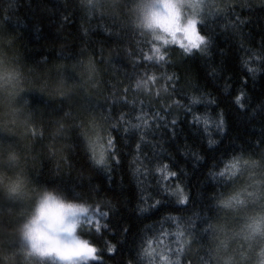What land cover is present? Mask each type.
<instances>
[{"label": "clouds", "instance_id": "clouds-1", "mask_svg": "<svg viewBox=\"0 0 264 264\" xmlns=\"http://www.w3.org/2000/svg\"><path fill=\"white\" fill-rule=\"evenodd\" d=\"M65 6L82 36L92 29L103 39L74 44L70 67L54 58L29 64L19 37L0 29V264H106L115 246L106 251L83 231L87 222L102 235L108 222L95 216L110 219L101 208L120 195L128 198L120 209L128 236L156 223L123 264H264V157L228 144L237 114L264 120V93L248 83L264 76V32L252 29L264 0ZM13 8V0H0L5 15ZM33 95L56 110L38 115ZM186 147L198 150L206 171L216 161L203 223L193 219L192 181L184 183ZM73 156L91 170L82 185L96 186L89 196L71 198L39 181L45 161L67 168ZM114 171L127 184L123 192L101 179ZM147 187L150 206L144 195L137 203V189Z\"/></svg>", "mask_w": 264, "mask_h": 264}, {"label": "trees", "instance_id": "trees-1", "mask_svg": "<svg viewBox=\"0 0 264 264\" xmlns=\"http://www.w3.org/2000/svg\"><path fill=\"white\" fill-rule=\"evenodd\" d=\"M13 2L15 8L10 10L7 15L0 9V29L19 37L20 51L29 64L44 67L48 65L49 59L54 58L57 63L60 61L69 62L70 67L74 55L72 47L74 44L93 47L103 43L101 37L91 34L92 29H89L87 36H82L77 29L72 27L74 21L69 15L72 9L65 6V0H13ZM67 2L70 5L72 0H67ZM252 29L253 34L264 32V13L257 15ZM69 78H71V73H69ZM248 83L253 93H264V76L255 82L249 77ZM32 100L33 104L38 106L36 108L38 115H50L56 110V102H50L36 95H33ZM234 127L235 130L230 133L228 138V144L232 146L233 152L251 153L254 156L264 157V120L240 113L235 117ZM185 155L189 159L191 167L181 165L185 172L184 183L192 181L195 189L194 199L199 201V207L195 209V213L198 215H194L193 219L203 223L205 212L212 211L209 193L214 190V178L211 175V170H215L216 161H212L209 165L210 170L206 171L201 168V162L197 159L198 150H190L186 147ZM223 158L221 154L219 159L223 160ZM72 160V165L67 168L54 167L52 161H45L39 174V181L57 185L67 191L71 198L89 196L95 191L96 186L89 185L85 190L82 185L88 183L91 170L87 168L82 157L73 156ZM91 174L95 175V173ZM101 179L111 187V190L117 192H123L127 187L121 174L115 171L105 174ZM151 193V187H147L143 191L138 188L137 203H142L139 197L144 195L148 198L150 206L153 202ZM127 200L126 195H120L114 199V206L101 208V213L105 210L110 211V219L99 214L101 226L108 222V228L102 231V235L89 229L83 231V235L90 237L106 251L115 246L118 255L110 258L106 254V264H123L126 258L136 252L143 235L156 230L155 222H146L140 231L134 230L131 236L126 234L130 221L127 218L128 213L121 212L120 209L127 207ZM135 211L138 212L139 208ZM151 211L153 209L149 207V212H141L137 222L149 215Z\"/></svg>", "mask_w": 264, "mask_h": 264}, {"label": "rangeland", "instance_id": "rangeland-1", "mask_svg": "<svg viewBox=\"0 0 264 264\" xmlns=\"http://www.w3.org/2000/svg\"><path fill=\"white\" fill-rule=\"evenodd\" d=\"M95 218H96V219H99V221H100V215H99V214H96ZM89 227H90V226H89L88 223L86 222L85 229H89ZM85 229H84V230H85Z\"/></svg>", "mask_w": 264, "mask_h": 264}]
</instances>
